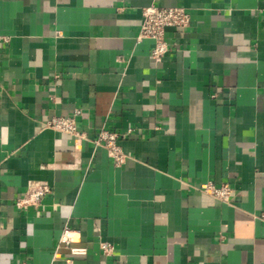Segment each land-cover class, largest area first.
<instances>
[{
	"label": "crops",
	"instance_id": "obj_1",
	"mask_svg": "<svg viewBox=\"0 0 264 264\" xmlns=\"http://www.w3.org/2000/svg\"><path fill=\"white\" fill-rule=\"evenodd\" d=\"M152 4L191 15L161 61ZM75 110L80 141L47 126ZM263 210L264 0H0V264H264Z\"/></svg>",
	"mask_w": 264,
	"mask_h": 264
},
{
	"label": "built area",
	"instance_id": "obj_2",
	"mask_svg": "<svg viewBox=\"0 0 264 264\" xmlns=\"http://www.w3.org/2000/svg\"><path fill=\"white\" fill-rule=\"evenodd\" d=\"M191 24V15L183 6L161 7L154 4L143 9V19L141 22L139 39H151L154 42L152 56L156 61H161L170 50L169 43L166 39V30L169 27L187 28ZM80 110H75L72 116H57L47 123L49 128L72 134L77 141L85 136L78 130L76 115ZM131 131V130H129ZM94 143L103 147L108 156L113 160L116 166H121L126 160V154L119 144V135L107 129H102ZM201 192L211 195L212 197L224 202L231 203V197L234 192L232 186L226 183L220 185L214 182H206L199 188ZM52 192V186L46 182L33 181L29 184L24 197L17 201L18 207L35 206L39 207L43 199ZM264 222V210L256 215ZM62 240L69 242L70 238L64 235ZM101 250L105 255H112L114 246L112 242L103 241L100 244ZM86 248H72L74 255L86 254Z\"/></svg>",
	"mask_w": 264,
	"mask_h": 264
}]
</instances>
